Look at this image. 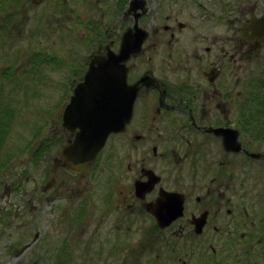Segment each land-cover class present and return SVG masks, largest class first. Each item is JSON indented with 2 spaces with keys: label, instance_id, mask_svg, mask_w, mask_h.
Wrapping results in <instances>:
<instances>
[{
  "label": "flooded vegetation",
  "instance_id": "1",
  "mask_svg": "<svg viewBox=\"0 0 264 264\" xmlns=\"http://www.w3.org/2000/svg\"><path fill=\"white\" fill-rule=\"evenodd\" d=\"M155 1L151 12L150 0H118L124 32L87 25L91 50L71 96L95 55L115 58L125 32L144 31L125 63L132 115L88 173L55 156L42 192L82 200L78 223L98 228V260L264 264V0ZM63 113L50 128L65 146L79 129ZM156 213L173 218L162 226Z\"/></svg>",
  "mask_w": 264,
  "mask_h": 264
},
{
  "label": "rangeland",
  "instance_id": "2",
  "mask_svg": "<svg viewBox=\"0 0 264 264\" xmlns=\"http://www.w3.org/2000/svg\"><path fill=\"white\" fill-rule=\"evenodd\" d=\"M117 1L0 0V119L7 125L0 159L9 161L0 171V264H121L97 259L98 228L78 223L82 200L46 201L41 189L64 147L50 125L70 101L73 78L83 74V56L91 50L87 25L126 29ZM157 2L150 0L151 12ZM233 2L213 0L218 6ZM9 15L14 21L4 29ZM46 139L49 150L36 164L32 155Z\"/></svg>",
  "mask_w": 264,
  "mask_h": 264
},
{
  "label": "water",
  "instance_id": "3",
  "mask_svg": "<svg viewBox=\"0 0 264 264\" xmlns=\"http://www.w3.org/2000/svg\"><path fill=\"white\" fill-rule=\"evenodd\" d=\"M135 28L134 36L128 31L124 33L120 53L115 58L95 55L91 59L83 80L76 85L65 107L63 126L69 130L79 129L62 151V164L71 172L88 173L110 134L123 130L131 118L135 96L127 84L125 63L139 52L144 38L138 24ZM57 168L58 165L55 170ZM172 214L164 220L162 213H156L162 226L170 222ZM28 246L30 244L23 249ZM20 252L15 249L16 254Z\"/></svg>",
  "mask_w": 264,
  "mask_h": 264
},
{
  "label": "trees",
  "instance_id": "4",
  "mask_svg": "<svg viewBox=\"0 0 264 264\" xmlns=\"http://www.w3.org/2000/svg\"><path fill=\"white\" fill-rule=\"evenodd\" d=\"M13 17L11 15L5 17V21H4V29H6L8 26H9V23L13 22ZM10 32V31H9ZM6 128H7V125H6V122H3L1 119H0V147L1 145L3 144V140H4V131H6ZM48 143V139L45 140V142H42L39 146L37 145L36 147V152L34 155H32V160L38 164L39 162V157L42 156V154L45 152V151H48L49 150V147L47 145ZM4 160H1L0 159V171L3 170L4 168H6L9 164V161L6 160L5 162H3ZM3 162V163H2ZM10 214V213H9Z\"/></svg>",
  "mask_w": 264,
  "mask_h": 264
}]
</instances>
